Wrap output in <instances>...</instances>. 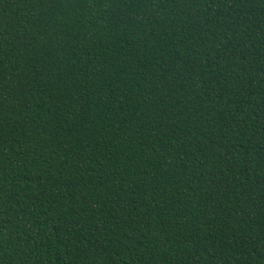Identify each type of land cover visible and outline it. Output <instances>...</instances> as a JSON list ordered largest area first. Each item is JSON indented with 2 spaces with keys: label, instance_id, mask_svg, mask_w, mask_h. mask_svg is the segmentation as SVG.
<instances>
[{
  "label": "trees",
  "instance_id": "trees-1",
  "mask_svg": "<svg viewBox=\"0 0 264 264\" xmlns=\"http://www.w3.org/2000/svg\"><path fill=\"white\" fill-rule=\"evenodd\" d=\"M0 264H264V0H0Z\"/></svg>",
  "mask_w": 264,
  "mask_h": 264
}]
</instances>
